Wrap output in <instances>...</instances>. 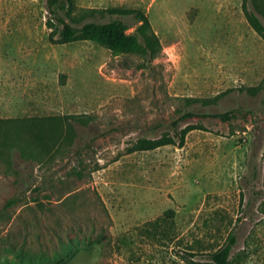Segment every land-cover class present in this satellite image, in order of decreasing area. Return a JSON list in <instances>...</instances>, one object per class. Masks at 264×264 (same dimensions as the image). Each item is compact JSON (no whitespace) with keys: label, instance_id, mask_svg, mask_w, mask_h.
Here are the masks:
<instances>
[{"label":"rangeland","instance_id":"rangeland-1","mask_svg":"<svg viewBox=\"0 0 264 264\" xmlns=\"http://www.w3.org/2000/svg\"><path fill=\"white\" fill-rule=\"evenodd\" d=\"M74 1L80 24L143 11L162 49L61 43L46 0H0V119L82 121L54 159L0 162V264H209L232 233L229 264H264V38L243 0Z\"/></svg>","mask_w":264,"mask_h":264},{"label":"trees","instance_id":"trees-1","mask_svg":"<svg viewBox=\"0 0 264 264\" xmlns=\"http://www.w3.org/2000/svg\"><path fill=\"white\" fill-rule=\"evenodd\" d=\"M260 3H264V0H243V10L250 25L264 38V24L257 15L264 14ZM46 7L48 26L54 29L51 36L57 34L61 43L90 41L111 51L113 56L138 54L147 62L156 59L162 49L151 22L143 11L122 8L89 9L85 13L92 20L80 24L76 22L77 6L74 0H46ZM127 18H133L135 23L129 24ZM132 28L135 31L129 32ZM229 114L230 112L216 113L211 116L226 121ZM196 115L197 113L188 111L181 119L187 120ZM75 122L82 121L68 116L0 119V162L10 171L17 172L15 166L21 162L34 161L41 164L45 160L54 159L62 149L68 151L74 148L79 135L74 127ZM195 129L197 127L188 125L178 134L176 128L181 146L184 145L186 135ZM170 144H175L174 138L170 133H164L160 137L140 138L134 150L148 151ZM236 243V235L230 234L223 247L209 255V264H229Z\"/></svg>","mask_w":264,"mask_h":264}]
</instances>
